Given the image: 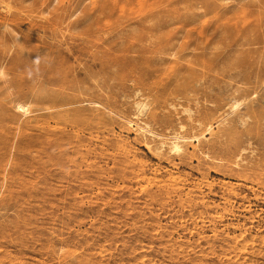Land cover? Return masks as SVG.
I'll list each match as a JSON object with an SVG mask.
<instances>
[{"label": "rangeland", "instance_id": "1", "mask_svg": "<svg viewBox=\"0 0 264 264\" xmlns=\"http://www.w3.org/2000/svg\"><path fill=\"white\" fill-rule=\"evenodd\" d=\"M249 1L0 0V264H264Z\"/></svg>", "mask_w": 264, "mask_h": 264}, {"label": "bare ground", "instance_id": "2", "mask_svg": "<svg viewBox=\"0 0 264 264\" xmlns=\"http://www.w3.org/2000/svg\"><path fill=\"white\" fill-rule=\"evenodd\" d=\"M247 6H253V7H256L257 9L259 10H262L264 12V0H250L247 4ZM241 8V7H240ZM258 10V11H259ZM264 41V39H263ZM240 43H260L256 38L254 39H249V40H246L244 42H240ZM263 43V42H262ZM227 68V67H226ZM211 69V68H210ZM236 69V68H235ZM238 69V68H237ZM221 70V69H220ZM240 69H238V71H235L236 73L237 72H240L239 71ZM255 77H256V80H257V77H260L264 74V64L260 67H256L255 69ZM254 73V72H253ZM240 74H242L240 72ZM240 74H238L240 76ZM238 78V77H237ZM231 81V80H230ZM18 109H21V111L25 112L26 111V108L22 105H18ZM208 128V127H207ZM207 130V129H206ZM170 150L173 151V152H180V146L179 144L174 141L170 144Z\"/></svg>", "mask_w": 264, "mask_h": 264}]
</instances>
